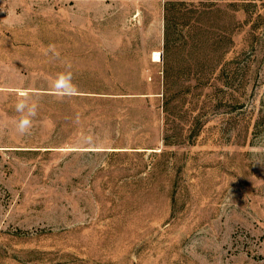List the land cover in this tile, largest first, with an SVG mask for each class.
I'll list each match as a JSON object with an SVG mask.
<instances>
[{
  "label": "rangeland",
  "instance_id": "obj_1",
  "mask_svg": "<svg viewBox=\"0 0 264 264\" xmlns=\"http://www.w3.org/2000/svg\"><path fill=\"white\" fill-rule=\"evenodd\" d=\"M169 1L0 0V264H264V0Z\"/></svg>",
  "mask_w": 264,
  "mask_h": 264
},
{
  "label": "clouds",
  "instance_id": "obj_2",
  "mask_svg": "<svg viewBox=\"0 0 264 264\" xmlns=\"http://www.w3.org/2000/svg\"><path fill=\"white\" fill-rule=\"evenodd\" d=\"M47 52L52 53L55 57H59V52L56 50L55 45H49ZM47 54V53H46ZM65 71L57 74L56 78L52 81V88L56 93L61 96H72L77 92V87L73 83V75L71 72V64L67 61L64 62ZM22 98L15 104V111L18 113V117L13 121L15 125V131L24 136L30 133L33 125V119L38 114V102L36 100H30L27 93L21 94ZM79 117H77V122ZM5 127V122L0 120V128Z\"/></svg>",
  "mask_w": 264,
  "mask_h": 264
},
{
  "label": "trees",
  "instance_id": "obj_3",
  "mask_svg": "<svg viewBox=\"0 0 264 264\" xmlns=\"http://www.w3.org/2000/svg\"><path fill=\"white\" fill-rule=\"evenodd\" d=\"M172 2H170L169 0H167V3H166V7H165V9H166V20H168L169 21V17H170V13L172 12ZM168 21H167V25H169L168 24ZM169 33V30H168V28H167V31H166V38H167V42H166V44L168 45V34Z\"/></svg>",
  "mask_w": 264,
  "mask_h": 264
},
{
  "label": "built area",
  "instance_id": "obj_4",
  "mask_svg": "<svg viewBox=\"0 0 264 264\" xmlns=\"http://www.w3.org/2000/svg\"><path fill=\"white\" fill-rule=\"evenodd\" d=\"M160 56H161V53L158 52V54H157L158 59L157 60H160Z\"/></svg>",
  "mask_w": 264,
  "mask_h": 264
},
{
  "label": "bare ground",
  "instance_id": "obj_5",
  "mask_svg": "<svg viewBox=\"0 0 264 264\" xmlns=\"http://www.w3.org/2000/svg\"><path fill=\"white\" fill-rule=\"evenodd\" d=\"M157 54H158V53H156V54H155V56H156V57H155V60H157V59H158V57H157Z\"/></svg>",
  "mask_w": 264,
  "mask_h": 264
}]
</instances>
